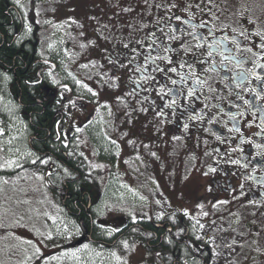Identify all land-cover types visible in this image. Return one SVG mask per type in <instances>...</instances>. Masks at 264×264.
Returning <instances> with one entry per match:
<instances>
[{"label":"flooded vegetation","instance_id":"flooded-vegetation-1","mask_svg":"<svg viewBox=\"0 0 264 264\" xmlns=\"http://www.w3.org/2000/svg\"><path fill=\"white\" fill-rule=\"evenodd\" d=\"M27 1L0 0L2 32L14 24L12 14L18 16L11 43L18 42L20 54L27 32H32L19 15ZM178 1L161 6L149 24L134 19L117 33L98 27L85 39L96 50L88 64L95 66L94 80L115 119L110 128L119 141L111 139L110 145L119 153L123 146L131 148L161 164L153 171L160 177L178 153L183 157L178 165L185 163L188 169L187 179L174 192L177 204L168 200L160 218L153 214L122 225L114 239L134 238L149 254V264H210L209 242L223 241L227 234L228 244L253 238L264 259V0ZM3 42L0 35V47ZM11 68L0 60V91L8 94L17 88L15 103L24 121L23 85ZM42 88L46 97L34 98L40 112L32 113H48L51 122L46 129L37 123L33 132L27 126V161L33 168L44 166L45 186L71 215L70 205L82 207L73 194L85 195L89 189L88 177L76 174L72 165L73 142L84 132L76 130L74 121L66 122L68 88L40 87L38 95ZM80 142L77 147L85 157ZM24 160L15 169L0 168V185L24 171ZM3 221L0 216V232ZM199 226L214 231L201 234ZM9 243L0 234V264H40L34 253L8 251Z\"/></svg>","mask_w":264,"mask_h":264},{"label":"rangeland","instance_id":"rangeland-1","mask_svg":"<svg viewBox=\"0 0 264 264\" xmlns=\"http://www.w3.org/2000/svg\"><path fill=\"white\" fill-rule=\"evenodd\" d=\"M177 2L44 0L41 4L38 57L42 62H49L50 69L45 76L48 88L69 90L66 100L71 105L66 122L74 121L76 130L84 132L77 141H81L80 151L89 162L93 196L99 197L96 212L111 232L122 229V225L131 221L153 214L158 215L157 218L164 215L168 200L177 204L174 192L187 179L188 169L185 163L178 165L183 158L178 153L168 163L166 176L160 177L153 171L161 164L138 156L131 148L129 151L123 146L119 153L117 146L110 145L111 139L119 141L110 128L115 119L103 89L94 80L95 66L88 64L96 50L85 39L98 27H109L110 32L117 33L118 27L134 19L149 24L161 6H172ZM0 124V168L15 169L17 161L31 158L30 140L26 133L27 123L18 116L17 104L2 91ZM76 133L75 137L78 136ZM44 170L42 165L24 170L18 176L4 179L0 185V216L4 219L0 234L11 241L7 244L8 251L21 255L34 253L40 264L150 263L149 254L129 238L118 239L110 250L98 249L93 243L85 242L73 220L66 216L57 194L45 186ZM196 182H201V178ZM190 187L191 184L188 190ZM199 230L203 234L213 232L214 228L199 226ZM228 239L229 234L223 241L213 239L209 242L212 248L210 264L263 263L253 238H241L234 244L226 243ZM53 251L57 253L50 260L48 256Z\"/></svg>","mask_w":264,"mask_h":264},{"label":"trees","instance_id":"trees-1","mask_svg":"<svg viewBox=\"0 0 264 264\" xmlns=\"http://www.w3.org/2000/svg\"><path fill=\"white\" fill-rule=\"evenodd\" d=\"M41 5V0H28L25 4L26 10L24 14H19L24 21V25L31 29L32 32H27L25 36L23 44H21L22 53H18L20 50V45L17 43H11L14 34V26L17 25L18 16L16 14H12V20L14 24L8 27L7 31H3L0 29V35L4 38V42L0 47V60L6 64L7 66L12 67V71H16L18 77L23 85V96L21 98V102L26 105L25 107V115L24 121L27 123L28 129L33 132L35 130V126L37 123L41 124L43 129L48 127V123L51 122L49 116L50 114L44 113L43 115H35L32 112H40L37 106H33L35 104L34 98H41L45 96L44 89H41V94H39V88L45 87L46 83V73H48V62H42L39 60V45L41 41H39V34L41 28L39 17H41V13H39V6ZM1 8V7H0ZM0 12V18H1ZM41 36V35H40ZM14 64V65H13ZM19 67H24L18 71ZM10 75V74H9ZM10 78L12 75L9 76ZM17 88L11 87L10 92L7 94L9 98L16 102L18 94ZM46 97V96H45ZM32 105V106H31ZM29 106V107H27ZM34 125V126H33ZM46 133V130L43 131ZM32 136V133H31ZM78 141L73 142V152H72V165L75 169V173H80L88 177L89 181V189L85 192V195H81L80 192H76L73 194L72 200L75 201L78 199L82 203V207L78 204L76 207L70 205L69 211L71 215H69L68 210L64 211L67 216L73 220L75 225L78 227L81 234H87L92 237L94 241H105L106 243H112L115 235H119L120 232H111L112 230H108L107 227H104L102 224L104 222H97L98 214L96 212V204L98 202L99 197L93 196V187L90 178V172L87 168V160L86 158L79 152L78 150ZM31 147L34 148L36 143L31 142ZM24 170H28L33 168L31 160L26 161L23 165ZM86 174V175H85ZM85 180H81L75 186L79 188L81 183ZM100 244V243H97Z\"/></svg>","mask_w":264,"mask_h":264}]
</instances>
